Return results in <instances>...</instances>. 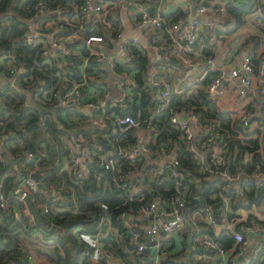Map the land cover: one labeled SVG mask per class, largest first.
Here are the masks:
<instances>
[{
    "label": "trees",
    "instance_id": "trees-1",
    "mask_svg": "<svg viewBox=\"0 0 264 264\" xmlns=\"http://www.w3.org/2000/svg\"><path fill=\"white\" fill-rule=\"evenodd\" d=\"M35 1L0 0V74L8 79L0 84V131L9 129L15 131L14 136L5 139V153L12 159H18L17 165L23 173H25V166L37 161L39 166L37 172L47 189L39 188L31 198L34 205L40 208L45 219L55 224L56 228L49 231V228L44 226L31 224L29 214L25 212H23L20 221L15 220L10 212L8 216L4 212H0V264H27L25 250L17 242V235L21 230H24V233L30 237L33 236V230L42 234L43 238L39 240L45 245L52 242L55 246L53 251H55L57 264H80L86 246L81 236L97 231L100 228L101 218L105 216L110 219L111 228L102 239L104 246L122 264H153L149 257L150 252H143L141 257L133 254L135 246L129 238V228L119 216L128 208L135 211L140 200L150 201L156 196L161 197L165 206L169 207L175 192V179L168 172L150 178L148 171L153 166L148 165L143 170L144 179H142L143 176L135 179L141 183V189L135 193L132 200H129L112 186L108 179V173L100 167L97 160L92 161L89 171L78 181L63 168V159L60 153L63 148L60 139L63 136H71L76 130H80L84 134L95 130L99 135L108 134V132L106 129L91 125L85 114H81L75 108L49 107L47 97L53 95L51 86L58 78V70L49 62L41 60L39 56L41 42L32 44L25 40V32L30 27L27 18L34 13ZM44 2L43 8L46 13H39V16L35 18L36 21L44 22L57 15L56 12L47 11L48 9H56L64 16L56 22L60 30L53 34L54 37L65 34L68 30L77 32L79 35L96 33L101 34L108 46L111 47L115 35L123 26L119 17L117 0H110L104 10L98 14H92L88 21H82L81 30L77 25L81 23L80 6L83 0H44ZM255 5L256 0H229L225 3L226 19L224 18V23L230 22L231 29H216V31L212 29L214 39L222 33H228L230 30L241 27L245 23L246 15L256 13ZM261 11L262 13L256 14L254 19L255 25L264 36V5L261 7ZM181 15L180 8L162 13V17L167 23L177 20ZM159 32L162 33V37H166L165 28L162 27ZM44 37L46 38V35L41 32L40 38ZM249 38L256 39L253 41V48L255 51L260 50V55L264 56V48H257L260 40L251 36ZM214 39L212 40L211 35H205L201 31L193 47L201 49L203 54H213ZM73 43L79 44L80 42L77 40ZM128 49L133 55L132 62L117 64L116 68L118 70L126 68L125 71L132 72L135 86L131 90L126 106L114 107L119 113H130L134 116L145 115L148 106L154 102L153 88L148 85L147 79L150 65L149 51L146 48H140L132 41L128 44ZM80 50L83 54L86 53L84 46H81ZM35 59L40 60V63L34 69H30V66L35 63ZM68 61L74 71V76L78 77L80 72L85 71L86 83L82 91L87 93L88 98H91V94L103 85H107L104 73L100 74V71L96 70L92 63L79 69L76 66L79 59L73 58ZM17 64L25 65L28 69L26 74H29L31 79L35 78L39 81L37 90L33 89L32 92L31 88L25 86V82L20 79L10 83L9 77L13 74L9 72V69ZM211 75V73H207L202 78L188 84L185 81L182 90L172 94L169 106L160 112L155 121L164 129V140H168L169 137H176L175 140H177L178 132L168 121L170 109L180 108L186 111L194 109L200 113L203 127L212 126L221 132L222 138L218 142V147L212 149L209 146L205 149L201 147L204 134L199 129L195 144L201 152H206L204 160L197 157L190 147L182 144L181 148L175 151L179 161L177 170L183 175V197L189 205L193 206L197 203L194 196L198 194L211 207L216 216H220L223 208L219 198L213 194L218 192V182H222V180L211 176L209 166L212 168L215 166L228 167L229 169L239 168L246 173L245 179L237 186L243 190L245 198L242 199L239 196V190L235 188H231L228 193L231 198L230 210L227 214L228 218L235 222L242 216L241 211L250 210L253 206L264 202V185H256L254 179L249 177L253 170L264 169V144L259 141L257 136L260 127L250 131L244 130L236 124L232 111L219 108L218 101L211 96L207 89ZM43 77L46 78L44 82H42ZM41 116L44 117L45 126H41L39 122ZM258 119L260 125H264V120ZM131 135L132 133L129 131L125 140ZM115 137L116 133L110 132L108 138L103 140L106 149L113 147V144L116 143ZM42 149L46 150L47 155L39 158L37 151ZM24 150L35 151L36 156L28 159L21 154ZM14 177L13 166L9 164L5 167V162L0 158V179L4 181L7 190L13 186ZM50 187L56 192L54 195L48 190ZM10 203L25 209L24 201L16 196L10 198ZM43 204L47 205V212L43 211ZM256 218L255 215L248 212L246 221H256ZM138 222L144 221L139 220ZM239 222L236 223V226ZM55 232H59L57 236H54ZM202 233L210 234L211 230H203ZM3 238L8 241L3 242ZM192 240L191 237L186 241L185 237L182 240L183 248L185 244L194 242ZM216 240L226 249H232L233 252L237 250L238 244L233 234L222 226ZM37 252L38 256H49L44 250L38 249ZM168 259L171 258L167 256L163 261L176 264L174 260L169 261ZM247 264H264V246Z\"/></svg>",
    "mask_w": 264,
    "mask_h": 264
},
{
    "label": "built area",
    "instance_id": "built-area-1",
    "mask_svg": "<svg viewBox=\"0 0 264 264\" xmlns=\"http://www.w3.org/2000/svg\"><path fill=\"white\" fill-rule=\"evenodd\" d=\"M117 1L119 10L126 8L135 15L134 22L138 32L147 33L150 30L165 27L170 39L179 49L193 47L204 26V16H208L206 23H210L212 15L218 16L225 12L224 3H215L212 0H189L185 2L184 7L181 9L182 15L177 20L167 23L162 17V13L159 11L154 13L147 11L142 8L139 0ZM109 2L110 0H83L80 6L81 23L79 25L76 24L79 30L83 27L82 21H88L92 14H98L104 10ZM44 3V0L35 1L33 6L34 13L27 18L30 27L25 32V40L32 44L41 42L39 50L41 60L49 62L50 65L58 70V78L54 85L51 86L53 95L47 97L49 99V107L66 106L75 108L81 114H85L91 125L106 129L108 132V134L99 135L98 131L95 130L88 134L76 130L71 136H63L60 139V142L63 143V148L61 150L57 149L58 151L60 150L62 155L63 168L78 181L89 171L92 161L97 160L100 167L108 173V179L112 186L129 200H132L135 193L141 189V183L135 179L140 176H143L142 179H144L143 170L146 166H153L148 171L150 178L157 174L168 172L175 179V192L169 207L165 206L161 197L156 196L150 201L140 200L135 211L132 208H128L119 216L129 228V238L135 246L133 254L141 257L143 252H150L149 257L153 264H158L159 256L164 251V242L177 232H180V235L184 226H186V222H190L193 225H198V227L203 224L205 226L203 230H211L210 234L204 233L200 235L191 244V249L194 252H210L216 264H238L240 256L248 245L249 235L254 229V224L252 223L253 220H242L240 222L238 220L234 222L228 218L227 213L230 210L231 198L228 193L231 188H235L239 190V196L244 199L243 190L237 186L245 179L247 174L239 168L229 169L228 167L220 166L212 168L209 166L211 176L222 180V182H218V192L213 194V196L219 198L223 208L220 216H216L205 201L202 206H191L185 200L183 197L184 192L182 191L183 175L177 170L179 161L175 155V151L184 144L190 147L197 157L204 160L206 152H201L195 144L196 134L199 129L204 134V141L201 147L205 149L209 146L212 149L218 147V142L222 138L221 132L212 126L203 127L201 115L194 109L186 111L180 108H171L168 121L178 132L176 135L177 140H175L176 137H169L168 140H164V129L155 119L158 118L162 110L169 106L172 94L181 90L173 87L171 79L154 69L155 67L150 71L148 79V82L152 83L154 102L148 106V111L145 115L134 116L130 113H119L114 107L120 106L122 108L126 106L129 102L131 90L135 86L134 78L132 81V77L127 71L116 68L117 64H130L132 62L133 55L128 49V44L135 40L132 42H137L140 48L150 49L151 60L157 65L163 59L168 58L164 43L158 41L141 43L138 39H133L134 37L126 35L123 29L118 31L114 37L113 41H117V48L113 51H110V46H108L101 34L79 35L77 32L68 30L65 34L54 37L53 34L60 30L56 22L58 19L64 18V16L56 9H48L47 11L56 12L57 15L44 22L36 21L35 18L39 16V13H46L45 8H43ZM263 5L264 0H256L255 7L258 14L262 13L261 7ZM41 32L46 35V38H40ZM77 40L80 42L79 44L73 43ZM79 45L85 47V54L81 52L80 48H76ZM251 45L241 56L239 62L229 69L219 63L213 54L199 52L205 66L199 79L207 73L212 74L207 89L213 98L217 100L218 97L222 96L226 89L224 81L233 79L239 80L240 89L243 92L252 88L255 81L258 83L263 82L260 92L264 93V56L260 55V51H255ZM192 53L193 55H185L182 60V64L186 66L187 70L194 68L193 57L197 51L192 50ZM73 58L79 59V63L76 65L79 69H83L92 63L96 70L103 74L102 70L105 67H109L116 78L115 83L117 84L118 94L111 96L110 88L107 84L93 92L91 98H88L87 93L82 91L86 83V73L82 71L78 77L73 75L74 71L68 61ZM39 63L40 60L35 59V63L30 66V69H34ZM27 70V67L22 64L11 67L9 72L13 75L9 77V81L12 84L20 79L33 92V89H38L39 81L35 78L31 79L30 75L26 74ZM0 77L2 76L0 75ZM4 79L5 81L8 80L5 77ZM45 80L46 78L43 77L42 82ZM40 101L42 102V99ZM183 112L186 114V119L181 118ZM234 115L236 124L244 130L250 131L260 127L257 136L259 141L264 144V125H260V120L258 119L264 120V108L259 106L257 99L246 100ZM39 122L41 126H45L43 116L40 117ZM129 131H131L132 135L125 140V136ZM110 132L116 133V143L113 144L112 148L106 149L103 140L108 138ZM14 135L15 131L12 129L0 131V158L5 163L7 156L12 158L5 153V139ZM47 135L50 136L49 133ZM21 154L28 159L36 156V152L32 150H24ZM37 154L39 158L47 155L45 149L38 150ZM165 162H167L166 165ZM38 169L39 166L36 160L32 164L25 166V173L22 172L17 185H13L9 190L5 188L4 181L0 179V205L4 211L12 213L13 218L17 221L22 219L24 210L12 205L10 198L16 196L24 201L23 198L25 196L29 195L32 197V194L38 191V181L32 176ZM250 176L254 179L256 185H264V169H255L249 174ZM39 180L42 182L40 177ZM199 197L200 195L198 194L194 196L196 202ZM186 209L189 210L185 212ZM43 211H48L46 204H43ZM168 216L173 218L167 220ZM139 220L144 222L139 223ZM29 221L34 224L30 213ZM237 222L239 223L236 226ZM221 226L233 234L238 244L236 251L233 252L232 249L224 248L216 240ZM99 227L97 231L81 236L86 246L83 250V259L80 264H122L102 242L103 237L111 228L110 219L107 216L102 217ZM2 241L7 242L8 240L3 238ZM22 248L25 250L27 264H42L32 249H26L24 246ZM151 248H155V253L152 254ZM237 257L239 259L236 261Z\"/></svg>",
    "mask_w": 264,
    "mask_h": 264
},
{
    "label": "crops",
    "instance_id": "crops-1",
    "mask_svg": "<svg viewBox=\"0 0 264 264\" xmlns=\"http://www.w3.org/2000/svg\"><path fill=\"white\" fill-rule=\"evenodd\" d=\"M139 1L142 4V8L146 9L147 11L151 13H154L157 11H159L160 13H167V12L175 11L178 8L182 9L184 7L185 2L189 0H139ZM212 1L215 3H224L225 5V3H227L229 0H212ZM256 14H258V12L254 14L246 15L245 23L241 27L229 33L228 35L227 34L225 35L224 33L221 34L220 36L222 37V39L219 38L218 40L217 38L214 39V35H212V33L214 32H212V29H214L215 31L216 29H224L225 24L222 25L223 23H220L219 20L226 17L225 12L221 14L223 17H221V15H218V16L212 15L211 16L212 20L210 23H206L207 22L206 19L208 16L207 15L204 16L203 18L204 26L202 28V31L204 32L205 35H211V39L215 40V46L213 47V55L215 56V59L219 63L227 67V69L235 66L239 62L241 56L248 49L249 45L252 44L251 46L252 47L254 46L253 40L249 38L250 36L255 37L258 40H260L257 46L258 49L264 48V36L262 35V33L259 31V29L255 25L254 18ZM119 17L123 25L122 29L126 35L128 36L130 35L134 37L133 39H138L141 43H149V42L158 41V42H163L165 45L166 55L168 58L163 59L157 65H155L152 62L151 54H150L151 51L150 49H147L150 55V65L148 67L149 73H148L147 79H149L150 71H152L154 67H155L154 69L160 71L164 75H167L164 73L165 68L187 69L185 68L186 66L182 64L183 63L182 60L185 55H193L192 50L197 51V53L193 57L195 64L192 70H187L186 75L189 76L190 73L193 72V75L195 77H193L191 80L187 81L186 83L188 84L195 80H198L199 77L202 75V72L204 71L205 66H204L202 57L199 54V52H202L201 49L196 48V47L179 49L178 46L172 42L166 30H165L166 37H162V33L159 32V29L161 28L150 30L147 33L138 32V30L135 27V22H134L135 15L126 8H122L119 10ZM220 25H222V27H217ZM243 35H246V38L244 41L241 38ZM225 37H226V41H224ZM132 41H135V40H132ZM134 43L138 45L137 42H134ZM116 48H117V41L115 40L112 46L110 47V51L116 50ZM169 59L175 60V62H171L169 61ZM167 60L171 63L164 62ZM124 70H126V68ZM198 71L200 72L199 74H197ZM103 73H104V76H106L107 84L110 88L111 96H116L118 94V88H117V84L115 83L116 78L114 76V73L109 69V67H105ZM128 73L132 77V81H133V78H134L133 73L132 72H128ZM178 76H179V73L174 74L173 76H170L171 77L170 79L173 82V87L182 90V87L184 86V83L186 80L185 78H182L181 80V77L178 80H175L177 79ZM2 77H0V84L5 81L4 76ZM262 83L263 82L258 83L257 81H255V84L253 85L252 88L247 89L243 92L240 89L238 79H233L231 81H224V85L226 87L225 93L222 96L218 97L217 99L219 108L221 110L232 111L234 114H236V111H238L243 106L245 101L251 98L257 99V103L259 104V106L264 108V93L260 92V87ZM50 188H48V190L52 191V193L55 194L56 192L53 191V188L52 187ZM250 210H256V211L263 210L264 211V202L260 203L259 205L253 206L252 208H250ZM250 210L248 211L250 212ZM262 220H264V217L263 219L259 217V222L258 221L252 222L254 224L253 225L254 229L251 231L249 235L248 245L242 253L244 257L242 260L240 259L238 264H247L248 260L252 258L253 256H255L256 253L259 252V250H261L262 247L264 246V221ZM202 231L203 229L201 228V226L198 227V225H193L190 222H186V226H184L180 235H179L180 232H177L176 234H174V236H171L170 239L164 242L163 244L164 251L159 256L158 264H171L167 261H163V259L167 258V256L171 258V259H168L169 261L174 260L176 264H216V261L210 252H206V251L205 252L204 251L194 252L193 249H191V244L193 242L185 244L183 248L182 240H184L185 237H186V241H188L192 237L193 238L192 241L195 242L200 235L204 234L202 233ZM18 234L20 235V237L19 235H17V238L19 241L22 238H24L22 234L27 236L25 238H28V239L24 238L25 240H29L30 236H28L26 233L20 231V233ZM180 238L182 239L181 241H180ZM35 240L37 241L39 248L41 250H44L49 255V256L40 255V257L38 256V259L41 261V263L42 264H57V260L55 258L56 255L54 253L55 251H53L54 253L53 254L52 252H50V248L46 247V249H43L45 247L41 246V242H39L38 239H35ZM182 249L183 251H181ZM154 257H155V254H154ZM238 259L239 257L236 258V261Z\"/></svg>",
    "mask_w": 264,
    "mask_h": 264
},
{
    "label": "rangeland",
    "instance_id": "rangeland-1",
    "mask_svg": "<svg viewBox=\"0 0 264 264\" xmlns=\"http://www.w3.org/2000/svg\"><path fill=\"white\" fill-rule=\"evenodd\" d=\"M221 17H223L222 15H221ZM220 23H223L222 25H224L225 23H224V18H222L221 19V22ZM222 25H220V26H217V27H222ZM231 27V23L229 22V23H227V24H225V26H224V29L225 28H228V29H231L230 28ZM238 29V28H237ZM237 29H235V30H237ZM235 30H230L228 33H224L225 35L227 34H229V33H231V32H233V31H235ZM223 34V33H222ZM222 39V37L221 36H219L218 38H217V40L218 39ZM242 39H243V41L245 40V38H246V35H243L242 37H241ZM227 39H228V37H227ZM250 39H252V38H250ZM224 41H226V37L224 38ZM254 41V40H253ZM81 47V45L80 46H76V48H80ZM164 73L165 74H167L166 76L167 77H169V78H171L170 76H173L174 74H177V73H179V76L177 77V79H175V80H178L180 77L181 78H185V80H186V82L187 81H189V80H191L193 77H195L194 75H193V72H191L190 73V75L189 76H187L186 75V73H187V69H182V68H175V69H171V68H165L164 69ZM200 72L198 71L197 72V74H199ZM169 75V76H168ZM12 172H13V170H12ZM146 186H147V184H146ZM263 206V205H262ZM24 212L26 213V214H29V212H28V210H27V208H25L24 209ZM248 210H243V211H241V214H242V216H240V219H237V221L238 220H246V217H247V214H248ZM250 212L253 214V215H255L257 218H256V221H258L259 222V217L260 218H262L263 219V214H264V211L263 210H260V211H256V210H250ZM198 217H199V214H198ZM200 226H201V228L202 229H204V225L203 224H200ZM21 232H24V230H21ZM58 233L59 232H55L54 233V236H57L58 235ZM19 235V234H18ZM32 238H30L29 237V240H25V239H28V238H25V237H27V236H25V235H23L22 234V236L25 238H22V239H24V240H18L19 242V244H21V245H23L26 249H32V251H33V253L36 255V256H38V253H37V250L38 249H40L39 248V245H38V243H37V241L35 240V239H33V238H36V239H40V238H43L42 237V234H40V233H37L36 231H34L33 230V232H32ZM19 237H20V235H19ZM38 237V238H37ZM39 242H41V246H43V247H45V248H43V249H46V247H48V248H50V252H52L53 253V250H54V244L52 243V242H50V244L49 245H45L42 241H40L39 240ZM151 251H152V254L153 253H155V248H151ZM54 254V253H53ZM40 257V256H39Z\"/></svg>",
    "mask_w": 264,
    "mask_h": 264
},
{
    "label": "water",
    "instance_id": "water-1",
    "mask_svg": "<svg viewBox=\"0 0 264 264\" xmlns=\"http://www.w3.org/2000/svg\"><path fill=\"white\" fill-rule=\"evenodd\" d=\"M169 61L175 62V60H172V59H169ZM148 85L151 87L152 83L148 82ZM181 118L182 119H186V114L184 112L182 113ZM17 161H18V159H12V158L7 156L6 163H5V167H7V165L11 164L13 166V168L15 169V177H14V182H13L14 186L17 185V182H18L19 178L22 175V170L18 167ZM32 176H33L34 179H36L38 181L39 188L47 189V186L45 184H43L39 180L40 174L38 172L33 173ZM18 194H20V192H18ZM23 199H24V202H25V205H26V208H27L28 212L33 217L35 225H41V226H44L46 228H49V231H52L54 228H56L55 224H52L50 221H47L45 219V217L41 213L40 208L34 205L32 199H31V197L29 195L25 196ZM197 200L198 201L195 204L196 206H202L204 204V200L201 197H199ZM189 209H186L185 212H187ZM0 212H4L6 216L9 215V212L8 211H4V209H3V207L1 205H0ZM172 218L173 217L168 216L167 220H170ZM58 229H56V230H58ZM243 257H244L243 255L240 256V259L242 260Z\"/></svg>",
    "mask_w": 264,
    "mask_h": 264
}]
</instances>
